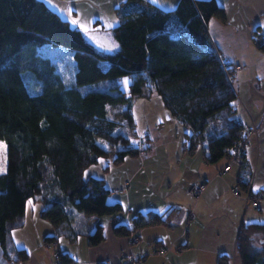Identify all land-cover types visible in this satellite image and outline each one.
Wrapping results in <instances>:
<instances>
[{"label":"trees","instance_id":"16d2710c","mask_svg":"<svg viewBox=\"0 0 264 264\" xmlns=\"http://www.w3.org/2000/svg\"><path fill=\"white\" fill-rule=\"evenodd\" d=\"M115 12L120 23L111 33L117 47L104 52L86 31L41 0H0V140L6 144L0 246L15 261L28 259L11 239V231L24 225L28 200L41 203L40 217L56 228V234L43 238L46 245L56 244L75 213L114 217L122 212L120 202L108 201L104 181L85 178L84 171L110 153L98 140L118 145L112 150L114 163L139 155L140 148L124 132L133 128L132 98L146 83L178 123L191 129L187 152L202 146L208 163L225 156L234 162L229 150L244 135L232 104L233 71L206 29L212 16L225 18L224 10L215 0H179L173 10L150 0H124ZM45 45L71 51L75 71L70 85L51 56L40 52ZM103 59L110 61L107 68L100 65ZM123 77L131 79L127 90L120 84ZM109 104H125L126 123L107 116ZM241 184L244 193L249 191ZM174 213L138 211L129 226L114 225L113 233L128 237L147 226L168 224ZM256 234H264V223H241L236 250L242 264H264V247L253 245ZM84 235L90 247L105 238L102 225ZM54 258V264H74L67 253L57 251ZM229 263L226 255L217 259V264Z\"/></svg>","mask_w":264,"mask_h":264},{"label":"crops","instance_id":"0c3cea01","mask_svg":"<svg viewBox=\"0 0 264 264\" xmlns=\"http://www.w3.org/2000/svg\"><path fill=\"white\" fill-rule=\"evenodd\" d=\"M41 1L71 26L86 31L100 50L111 52L117 47L111 30L120 23L115 9L124 0ZM150 1L164 10H173L179 0ZM215 1L224 10L225 18L212 16L206 29L223 61L233 71L235 118L251 131L243 164L230 162L226 156L208 163L202 146L187 152L185 146L191 129L178 123L161 97L146 83L142 93L132 98L133 128L124 132L140 148L139 155L114 163L111 150L104 160L99 158L84 171L85 178L104 181L110 192L108 201L120 202L122 212L114 217L75 213L54 247H48L43 238L56 234V228L40 217L41 203L32 202L38 206L35 211H28V200L24 225L11 231L13 245L24 249L28 259L15 261L0 246V264H54L50 248L54 249L53 254L67 253L74 264H101L130 254L146 255L142 262L134 264H217L220 255L228 256L229 264H242L236 250L241 223H264V51L254 41L256 35L264 36V0ZM74 71L73 67V75ZM110 107L122 113L125 104H109L106 109ZM109 118L126 123L122 117ZM228 164V170L217 174ZM242 182L248 185L253 198L259 200L258 211L246 200V192L240 187ZM194 183L205 185L195 197L188 193ZM237 188L239 192L235 193ZM148 210L163 215L170 210L175 213L168 224L147 226L128 237L114 235V225L129 226L134 213ZM33 223L43 230L30 235L26 228ZM96 225L103 226L105 238L90 247L84 234ZM253 241L256 249L264 247V234H256ZM159 249L165 252L156 254Z\"/></svg>","mask_w":264,"mask_h":264},{"label":"rangeland","instance_id":"374dc122","mask_svg":"<svg viewBox=\"0 0 264 264\" xmlns=\"http://www.w3.org/2000/svg\"><path fill=\"white\" fill-rule=\"evenodd\" d=\"M40 52L51 56V58L55 62V70L61 75L62 80L64 81V84L70 85V83L72 82V76H73L71 51L61 48L60 46L53 47V46L45 45L40 48ZM130 81H131L130 77H123L120 80L121 87L126 89ZM107 113H108V117H111L117 120H120L121 119L120 117L123 118L122 113H120V111H116L113 107L112 108L110 107V109L107 110ZM98 141L109 152L113 149L118 148V145H112L102 140H98ZM100 160H104L103 157H101ZM5 169H6V144L4 141L0 140V173L4 172ZM32 202L33 201L31 200L28 201V204H27L28 211L33 210V209L35 211L36 206H38V205L35 206V204L33 205ZM36 230L37 231L39 230L41 232L43 229L40 227L38 228V225L35 226L34 223L31 227L26 228V232L30 231V235H33ZM53 250H54L53 248H50L51 259L54 262L55 258H54Z\"/></svg>","mask_w":264,"mask_h":264},{"label":"built area","instance_id":"2783aa9c","mask_svg":"<svg viewBox=\"0 0 264 264\" xmlns=\"http://www.w3.org/2000/svg\"><path fill=\"white\" fill-rule=\"evenodd\" d=\"M144 1H147V0H144ZM154 33H156V31ZM254 41L256 45L259 46L263 43V37L260 35H256L254 37ZM109 64H110V61L107 59H103L100 63L102 68H107ZM241 126H242L244 137L241 142L234 144L229 150L230 154L232 155V161L236 162L237 164H241L243 162L242 156L245 153L246 147L250 145L249 135L251 131L249 130L248 126L246 125H241ZM228 168H229V165L223 167L222 169L218 170L217 174H221L223 171L228 170ZM204 187L205 185L202 183H194L189 187L188 193L192 195L193 197H195L203 191ZM234 192L237 193L238 190L235 189ZM246 200L251 202V205L253 206V208H255V210L258 211L260 209L259 200L252 198L250 196L249 191L246 192ZM47 246L54 247V243L51 242ZM164 252L165 251L163 249H159L155 253L163 254ZM56 254H57V251L54 252V256H56ZM145 256L146 255L144 254L124 255V256L119 257L115 261H107L104 264H134V263L142 262Z\"/></svg>","mask_w":264,"mask_h":264},{"label":"snow or ice","instance_id":"6c2138e0","mask_svg":"<svg viewBox=\"0 0 264 264\" xmlns=\"http://www.w3.org/2000/svg\"><path fill=\"white\" fill-rule=\"evenodd\" d=\"M74 23H76V22L74 21Z\"/></svg>","mask_w":264,"mask_h":264}]
</instances>
